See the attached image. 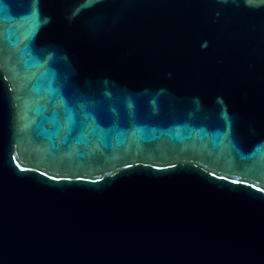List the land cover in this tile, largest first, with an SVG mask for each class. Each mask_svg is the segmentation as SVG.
Instances as JSON below:
<instances>
[{"label":"water","instance_id":"1","mask_svg":"<svg viewBox=\"0 0 264 264\" xmlns=\"http://www.w3.org/2000/svg\"><path fill=\"white\" fill-rule=\"evenodd\" d=\"M0 264H264V0H0Z\"/></svg>","mask_w":264,"mask_h":264}]
</instances>
